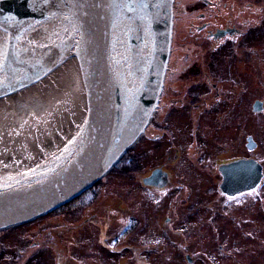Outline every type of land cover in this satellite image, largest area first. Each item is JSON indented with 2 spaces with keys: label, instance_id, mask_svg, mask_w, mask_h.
<instances>
[{
  "label": "flooded vegetation",
  "instance_id": "af4514ba",
  "mask_svg": "<svg viewBox=\"0 0 264 264\" xmlns=\"http://www.w3.org/2000/svg\"><path fill=\"white\" fill-rule=\"evenodd\" d=\"M33 89L0 103V112L1 108L14 112L20 104L25 105L26 100L29 103L44 102L30 92ZM35 109L39 110V107ZM0 121V165L4 167L32 161L43 151L58 148L71 131L65 132L64 137L52 136V141L46 133L40 138L42 149L37 150L32 125L19 120L10 125L6 120ZM250 161H257L262 166L260 183L248 191L233 193L235 187L227 181L228 178L231 180L230 174L234 181L236 173H240V167L239 171L235 170L236 165ZM231 165H234L233 169L228 168ZM116 168L120 169L126 185H129L132 173H136V180L132 181L138 193L134 197L141 205L153 207L150 210L148 206V212L141 207L143 212L136 223L127 219L128 223L122 225L124 233H131L130 230L137 226L144 240L153 231L145 224L153 220L161 231V236L157 237L163 241L158 238L161 243L157 244L177 246L183 253L187 251V240L183 238L186 228L207 226L218 229L226 214L232 215L230 220L240 225V218L234 216L240 200L253 196L259 206L251 209L259 208V212L250 223L264 234V222H257L258 217L264 221V197L260 196L264 186V0H175L172 57L158 109L137 144L125 153L121 165H116L110 174ZM243 172L251 173V167ZM103 180L97 185H102ZM100 193V189L93 191L73 206L69 203L40 219H47L45 226L51 223V217L61 215L65 220L71 214L91 208ZM130 193V190L120 193L122 203ZM102 197L100 212L86 217L82 224H75L76 244L81 243V247L91 242L96 249L95 259L76 257L80 263L86 259L82 264H102L98 252H105L103 264H113L106 253L110 248L108 241L112 240L109 206L118 198L112 194ZM165 202L170 205L169 212L162 215L161 204ZM188 209L190 215L186 216ZM58 224L60 222L53 225ZM66 225H59L61 236L69 230ZM16 229L18 227L0 235ZM89 231L96 233L95 239L83 237V233L90 237L92 232ZM252 238L255 242L258 240L259 246H264V237L258 239L257 234L252 233ZM129 240L130 237H125L126 242ZM50 241H44L39 247L52 249L56 264H74L75 258L67 255L62 247L66 246L65 239H58L59 244ZM124 246L126 253L114 264L158 263L153 262L150 255L142 256L140 248L145 247L144 244H139L138 248L127 242ZM219 247L222 249L224 245ZM184 259L187 264L194 260L190 253H184Z\"/></svg>",
  "mask_w": 264,
  "mask_h": 264
},
{
  "label": "water",
  "instance_id": "95a60500",
  "mask_svg": "<svg viewBox=\"0 0 264 264\" xmlns=\"http://www.w3.org/2000/svg\"><path fill=\"white\" fill-rule=\"evenodd\" d=\"M94 3L0 0V103L39 86L30 92L44 101L1 108L0 119L32 125L37 150L46 133L52 141L71 129L58 148L0 165V233L96 186L154 119L171 63L175 0H129L128 8L110 9ZM239 167L227 180L233 193L255 188L263 175L257 161Z\"/></svg>",
  "mask_w": 264,
  "mask_h": 264
},
{
  "label": "rangeland",
  "instance_id": "374dc122",
  "mask_svg": "<svg viewBox=\"0 0 264 264\" xmlns=\"http://www.w3.org/2000/svg\"><path fill=\"white\" fill-rule=\"evenodd\" d=\"M121 174L120 169L116 168L112 174L109 173L103 178V184L99 185L101 191L100 197L91 208L81 210V212H77L74 215L71 214V218L68 217L65 220H63V216L61 215L51 217L49 219L51 223L48 226H45L47 225V219H38L32 222V225H23L6 235H0V264H24V262L27 264H56V254L52 253V249L48 250L46 247H39V245L44 244L46 240H51L50 243L53 244H59V242H57L58 239L60 241L61 239L66 240V246L62 247L67 255H71L72 258H75L72 260L74 264H82L83 261L86 260L84 259L82 263H80L76 260V257L79 259L85 257L97 258V255H95L96 249L94 243H85V246L82 245L80 247L81 243L76 244L73 234L75 233V224H82L81 221L83 219L89 217L93 213L100 212L99 206L103 205L102 201L104 199L102 196H107L109 194L118 198L115 199V203H112L110 206L108 205L111 208V216L108 222L111 223L110 233L112 240L108 241L110 248H107L106 253L109 256L108 260L113 264L121 254L126 253L124 248L127 247L124 246V244H127V242L138 248L139 244H144L145 247L140 248V250H142V256L147 257L150 255L152 261H157V264H187L184 259V253L192 254L194 258L192 264H264V246H259L258 240L255 242V239L252 238V233H256L258 239L264 237L261 230L255 229V226L252 225L253 223H250V219H255L257 212H259V208L256 211H252L253 208L259 206L253 201V196L240 200L239 210L235 212L234 215L240 218V225L234 220H230L232 215L226 214L224 215V221H220L221 223L218 229H211L207 226H195L192 229L186 228L183 233V238L187 240V243H185L187 245V251L181 253L177 246L176 248H172L170 246L157 244L163 241L157 237L161 236V231L160 228L158 229L156 227L153 220L148 222L145 220L147 228L152 227L153 231L151 234H147L144 240L140 236L142 235L140 234L142 231L139 233L137 226L130 230L131 233L127 231L124 233L122 231V225L128 223L127 219L130 222L136 223L138 215L141 211L143 212L141 207L144 206V212L150 211L153 207H150L149 204L141 205L136 197H134L136 196L135 193H138V191H136L137 187L132 181L136 180V173H132V178L128 182L129 185H126L125 178H122ZM105 181L108 182L105 183ZM125 190L126 192L130 190L131 193L127 196L128 198L124 200L125 203H122L121 197H123V195L120 193H125ZM260 192V196L264 197V186L260 189ZM169 207L170 205L168 202L161 204V214L163 215L165 213L166 215L169 212ZM187 215H190L189 209L186 210V216ZM74 221H76V223ZM57 222H60V224L54 226L53 224ZM257 222L260 223L264 221H261L260 217H258ZM61 224H68L66 228H69L63 236L58 232V228L61 227L59 225ZM88 227L91 228V226ZM89 232H92L90 233V237H87L85 233H83L85 235L83 237L95 239L96 233L94 231ZM127 236L130 237V240L126 242L125 237ZM158 238L161 242H159ZM220 244L224 245L222 249L219 247ZM129 248L134 251L131 246H129ZM156 249H158V251H156ZM254 252L256 253L253 254ZM127 253L129 254L130 252ZM98 254L99 261L103 264L105 261V252H98Z\"/></svg>",
  "mask_w": 264,
  "mask_h": 264
},
{
  "label": "snow or ice",
  "instance_id": "6c2138e0",
  "mask_svg": "<svg viewBox=\"0 0 264 264\" xmlns=\"http://www.w3.org/2000/svg\"><path fill=\"white\" fill-rule=\"evenodd\" d=\"M43 3H48L49 0H42ZM78 2H81V0H78ZM131 2L135 3L136 0H131ZM113 5H115L117 8H128L129 7V0H108L107 3H103V0H95L94 6L96 7H105V8H111ZM143 7H148V4L145 2L142 4ZM79 43V42H78ZM4 70V63L3 60H0V72H3ZM4 81L0 80V85H3ZM2 95V94H0ZM70 143L72 141H69ZM34 171V170H33Z\"/></svg>",
  "mask_w": 264,
  "mask_h": 264
},
{
  "label": "trees",
  "instance_id": "16d2710c",
  "mask_svg": "<svg viewBox=\"0 0 264 264\" xmlns=\"http://www.w3.org/2000/svg\"><path fill=\"white\" fill-rule=\"evenodd\" d=\"M121 161H122V159H121ZM121 161L117 164L118 167L121 165ZM97 190H99V185H96V186H94L93 188H91L90 190H88L87 192H85L83 195H81V196L79 197V199L72 201V202L69 204V206H73L74 203H75L76 201H78V200H80V199H83V198H86V197L89 195V193H91V192H93V191H97Z\"/></svg>",
  "mask_w": 264,
  "mask_h": 264
}]
</instances>
